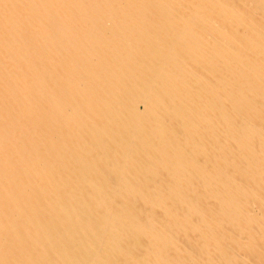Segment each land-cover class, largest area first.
I'll return each mask as SVG.
<instances>
[{
    "label": "bare ground",
    "instance_id": "1",
    "mask_svg": "<svg viewBox=\"0 0 264 264\" xmlns=\"http://www.w3.org/2000/svg\"><path fill=\"white\" fill-rule=\"evenodd\" d=\"M0 264H264V0H0Z\"/></svg>",
    "mask_w": 264,
    "mask_h": 264
}]
</instances>
